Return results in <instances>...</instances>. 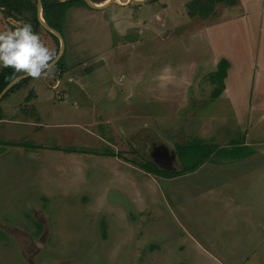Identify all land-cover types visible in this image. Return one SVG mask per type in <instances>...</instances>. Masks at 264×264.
Here are the masks:
<instances>
[{"label":"rangeland","instance_id":"1","mask_svg":"<svg viewBox=\"0 0 264 264\" xmlns=\"http://www.w3.org/2000/svg\"><path fill=\"white\" fill-rule=\"evenodd\" d=\"M232 1L68 10L65 70L0 103V264H264V0ZM191 143L260 157L134 163Z\"/></svg>","mask_w":264,"mask_h":264},{"label":"trees","instance_id":"2","mask_svg":"<svg viewBox=\"0 0 264 264\" xmlns=\"http://www.w3.org/2000/svg\"><path fill=\"white\" fill-rule=\"evenodd\" d=\"M96 4L106 2L107 0H92ZM211 1V0H208ZM217 2H230L232 0H212ZM196 2L203 3L204 0H196ZM235 1H232L234 3ZM89 7L85 0H42V14L46 23L62 34V26L66 19V14L68 10L72 7ZM0 11L5 17L17 20L18 18L28 17L29 23L32 25L33 30L39 34L41 30L48 32L59 44V39L53 33L44 29L38 18V0H0ZM17 26H11L14 29ZM55 67L60 68L64 71L65 66L63 65V57L55 65ZM230 68V63L226 59H222L218 64V71L213 75V81H219L222 83V88L224 89L223 82L227 77V70ZM11 68H2L0 70V95L6 89V87L15 78L20 76ZM33 78L28 77L22 81L15 84L3 97L1 100L4 101L12 92L21 89L24 85L29 83ZM34 93V92H32ZM31 99L27 97V101ZM0 102V103H1ZM3 119V109L0 106V121ZM7 145L29 147L28 143L21 142H6ZM177 151L180 160L183 164L184 169L182 171H167L155 164L148 162L147 164H138L141 169L147 173H151L155 176H162L165 178H174L183 174L195 172L202 165L209 162H214L216 158L224 161H241L254 155V150L248 148L247 146H234L232 149L222 148L217 145L205 146L200 143H191L187 146L177 147ZM76 153H89L88 150H74ZM107 156H114L115 154L109 153Z\"/></svg>","mask_w":264,"mask_h":264},{"label":"clouds","instance_id":"3","mask_svg":"<svg viewBox=\"0 0 264 264\" xmlns=\"http://www.w3.org/2000/svg\"><path fill=\"white\" fill-rule=\"evenodd\" d=\"M55 60L56 53L45 46L30 23L0 31V68H11L17 74L40 78L54 70Z\"/></svg>","mask_w":264,"mask_h":264},{"label":"water","instance_id":"4","mask_svg":"<svg viewBox=\"0 0 264 264\" xmlns=\"http://www.w3.org/2000/svg\"><path fill=\"white\" fill-rule=\"evenodd\" d=\"M117 0H107L105 3L103 4H96L94 3L92 0H85V2L87 3V5L90 8L96 9V10H103L105 8H108L109 6H111L112 4H114ZM38 18L41 22V25L44 29H46L47 31L53 33L55 36H57L59 38V40L61 41V51L59 52L58 56L56 57L55 60V65L58 64V62L62 59V57L64 56V52H65V43H64V39L63 36L60 32H58L57 30L53 29L52 27H50L46 21L43 18V14H42V0H38ZM28 78V76H24V75H20L17 78H15L13 81L10 82V84L6 87V89L2 92V94L0 95V102L3 99V97L6 95V93L18 82L22 81L23 79Z\"/></svg>","mask_w":264,"mask_h":264},{"label":"flooded vegetation","instance_id":"5","mask_svg":"<svg viewBox=\"0 0 264 264\" xmlns=\"http://www.w3.org/2000/svg\"><path fill=\"white\" fill-rule=\"evenodd\" d=\"M151 155L156 165L162 169L167 171L174 170V156L172 154H168L162 149H159L158 146H154Z\"/></svg>","mask_w":264,"mask_h":264},{"label":"crops","instance_id":"6","mask_svg":"<svg viewBox=\"0 0 264 264\" xmlns=\"http://www.w3.org/2000/svg\"><path fill=\"white\" fill-rule=\"evenodd\" d=\"M120 2L122 1L124 4H122V6H124V7H126V6H129L128 4L130 3V4H132L133 2H135V3H144V1L145 0H119ZM6 24V25H4V24ZM12 25H15V20L14 19H12V18H8V17H5V16H3V14H2V12H1V14H0V31H2V30H6V31H8V30H11V28L9 27V26H12ZM220 57V56H219ZM218 57V58H219ZM2 68H0V70H1ZM235 80H236V78H235ZM232 84V83H231ZM230 88V87H229ZM258 155H252V156H250L247 160H249V159H254V158H256ZM260 156H258V158H259ZM264 168V167H263ZM248 258V257H247Z\"/></svg>","mask_w":264,"mask_h":264}]
</instances>
